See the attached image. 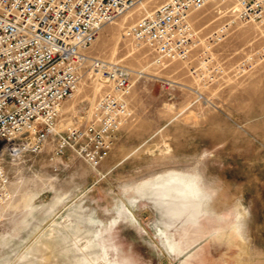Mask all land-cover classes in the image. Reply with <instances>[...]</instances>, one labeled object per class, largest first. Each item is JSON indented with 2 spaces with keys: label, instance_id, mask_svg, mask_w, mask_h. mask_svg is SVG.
<instances>
[{
  "label": "rangeland",
  "instance_id": "obj_1",
  "mask_svg": "<svg viewBox=\"0 0 264 264\" xmlns=\"http://www.w3.org/2000/svg\"><path fill=\"white\" fill-rule=\"evenodd\" d=\"M154 6L107 25L90 48L132 72L129 117L100 166L70 150L50 161L53 136L37 155H5L11 197L0 209V264H103L94 255L80 260L70 244L85 231L100 236V223L118 212L108 235L137 264H179L159 237L163 221L178 233L199 225L204 264H264V31L213 0L191 17V56L157 65L123 38ZM94 75L84 72L63 102L57 132L89 119L104 86ZM45 244L52 247L43 257Z\"/></svg>",
  "mask_w": 264,
  "mask_h": 264
},
{
  "label": "built area",
  "instance_id": "obj_2",
  "mask_svg": "<svg viewBox=\"0 0 264 264\" xmlns=\"http://www.w3.org/2000/svg\"><path fill=\"white\" fill-rule=\"evenodd\" d=\"M213 0H0V206L9 197L4 157L39 154L53 136L55 161L70 150L96 169L129 117L131 70L90 55L104 27L151 5L123 32L148 49L155 64L187 60L196 47L191 17ZM243 23L264 31V0H221ZM221 28L216 37L224 36ZM84 72L99 75L103 91L86 123L56 131L63 102ZM94 75V76H95Z\"/></svg>",
  "mask_w": 264,
  "mask_h": 264
},
{
  "label": "bare ground",
  "instance_id": "obj_3",
  "mask_svg": "<svg viewBox=\"0 0 264 264\" xmlns=\"http://www.w3.org/2000/svg\"><path fill=\"white\" fill-rule=\"evenodd\" d=\"M110 38L113 40L118 39V37H115L114 35H111ZM78 87L75 92H77ZM93 107L94 105L91 106L90 113ZM67 126L69 127L70 124L67 123ZM172 179H173L172 177L162 179V181L158 183V186L160 185L166 186V182L172 181ZM10 197L11 195L9 194L7 201L10 199ZM7 201H5L0 206V209ZM125 210L128 214V219L130 220V222L137 224V220L134 214L132 213V211L129 209V206L127 207V205H125ZM118 215L119 217L117 219L112 220L108 224L100 223L101 224L100 236L85 231V233L87 234L85 236L84 235L80 236L83 242L81 240L80 241L74 240L70 244L74 246L73 248H75L76 252L78 253L80 260L82 261L85 260L89 262L86 256L94 255L95 258L102 261L103 264H137L135 262H132L129 256H127L122 252L120 245L115 244L108 235V233L113 232L114 229L120 224L119 212ZM163 225H164L163 229L157 228V231L162 241V245L164 246V248L166 249L169 255L175 256L179 260V264H204V257L201 258V254H203V248L200 246V240L195 235L196 233L195 227H198L199 225H196L195 227L193 226V228H191L190 230L184 227L182 233H178L177 231L171 232L169 225L165 221H163ZM79 231L84 233V231L81 229H79ZM43 247L44 249L41 255L44 257L48 255V250L52 246L50 244H45ZM89 264H94V263L89 262ZM142 264H148V263L143 262Z\"/></svg>",
  "mask_w": 264,
  "mask_h": 264
}]
</instances>
